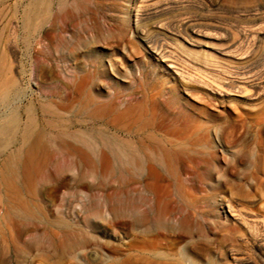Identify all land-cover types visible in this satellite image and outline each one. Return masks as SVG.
Wrapping results in <instances>:
<instances>
[{
  "label": "rangeland",
  "instance_id": "1",
  "mask_svg": "<svg viewBox=\"0 0 264 264\" xmlns=\"http://www.w3.org/2000/svg\"><path fill=\"white\" fill-rule=\"evenodd\" d=\"M0 37L25 91L0 114L48 101L69 115L95 100L101 117L118 109L117 127L147 109L163 131L193 120L199 139L176 183L150 180L165 225L116 209L126 181L79 187L77 170L52 168L40 176L46 220L92 241L58 250L42 223L9 220L0 264H264V0H0Z\"/></svg>",
  "mask_w": 264,
  "mask_h": 264
},
{
  "label": "bare ground",
  "instance_id": "2",
  "mask_svg": "<svg viewBox=\"0 0 264 264\" xmlns=\"http://www.w3.org/2000/svg\"><path fill=\"white\" fill-rule=\"evenodd\" d=\"M31 20L27 17L25 22L28 24ZM2 37L0 104L9 105L12 96L25 91L16 86L11 76L13 63L2 48ZM41 56L44 61L51 59L47 52H42ZM43 62L40 65L43 66ZM100 106L95 100L68 106L69 115L59 112L60 106L48 101L39 108L33 101L23 110L21 106L5 107V112L0 114L1 244L8 243L3 224L9 220L21 224L42 223L49 243L58 250H69L92 241L82 229L62 217L55 223L46 220L41 197L47 183L40 176L52 175V168L58 175L77 170L75 183L79 187L88 185L89 178L98 181L90 184L93 189L109 187L110 179L123 184L126 181L128 186L121 185L112 195L118 200V206L110 199L112 210L120 206V212L130 211L137 221H150L151 213L155 212L158 224L165 225V200L160 196L151 197L150 180L168 181L171 185L178 181L183 159L199 141L196 130L191 129L193 120H178L175 129L163 131L157 118L146 109L132 123L119 128L110 120L116 107H112L106 117H101ZM123 114L124 111L122 114L120 111V115ZM110 129L116 133H111ZM140 187L145 191L143 196H140ZM97 202L90 207L96 219L102 210ZM68 203L71 206L73 202L68 200ZM143 206L146 207L144 215L140 213ZM92 224L96 226V222ZM43 241L39 238L37 243L43 244Z\"/></svg>",
  "mask_w": 264,
  "mask_h": 264
}]
</instances>
